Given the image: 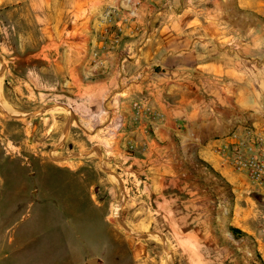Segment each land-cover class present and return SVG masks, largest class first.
<instances>
[{
    "label": "rangeland",
    "instance_id": "rangeland-1",
    "mask_svg": "<svg viewBox=\"0 0 264 264\" xmlns=\"http://www.w3.org/2000/svg\"><path fill=\"white\" fill-rule=\"evenodd\" d=\"M31 15L30 0H0V264H264V189L225 163L229 185L191 148L162 174L135 161L157 154L148 125L135 132L157 113L134 100L127 117L114 86L48 84L30 67ZM245 128L213 149L222 161L264 133Z\"/></svg>",
    "mask_w": 264,
    "mask_h": 264
},
{
    "label": "crops",
    "instance_id": "crops-1",
    "mask_svg": "<svg viewBox=\"0 0 264 264\" xmlns=\"http://www.w3.org/2000/svg\"><path fill=\"white\" fill-rule=\"evenodd\" d=\"M30 4L36 33L30 51L21 35L18 46L30 52L32 70H47L48 84L73 86L65 88L71 94L91 83L114 86L127 117L134 100L157 113L135 127L148 125L147 150L157 154L135 161L158 165L162 174L177 151L191 148L226 183L236 181L213 149L235 141L245 126L264 128V0H236L237 12L230 0H140L129 12L124 0ZM247 12L255 21L249 28Z\"/></svg>",
    "mask_w": 264,
    "mask_h": 264
},
{
    "label": "built area",
    "instance_id": "built-area-1",
    "mask_svg": "<svg viewBox=\"0 0 264 264\" xmlns=\"http://www.w3.org/2000/svg\"><path fill=\"white\" fill-rule=\"evenodd\" d=\"M131 8L135 9L140 0H124ZM111 14V13H106ZM246 134H254V147L246 148V153L236 152L230 158L223 160L234 171L246 172L247 178L264 189V133L246 132Z\"/></svg>",
    "mask_w": 264,
    "mask_h": 264
},
{
    "label": "water",
    "instance_id": "water-1",
    "mask_svg": "<svg viewBox=\"0 0 264 264\" xmlns=\"http://www.w3.org/2000/svg\"><path fill=\"white\" fill-rule=\"evenodd\" d=\"M86 264H96V260L95 259H90L86 262Z\"/></svg>",
    "mask_w": 264,
    "mask_h": 264
},
{
    "label": "bare ground",
    "instance_id": "bare-ground-1",
    "mask_svg": "<svg viewBox=\"0 0 264 264\" xmlns=\"http://www.w3.org/2000/svg\"><path fill=\"white\" fill-rule=\"evenodd\" d=\"M114 215H116V212H114Z\"/></svg>",
    "mask_w": 264,
    "mask_h": 264
}]
</instances>
